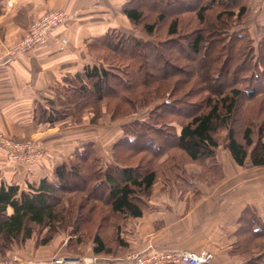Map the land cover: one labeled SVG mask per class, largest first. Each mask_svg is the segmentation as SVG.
I'll return each mask as SVG.
<instances>
[{"label":"trees","instance_id":"1","mask_svg":"<svg viewBox=\"0 0 264 264\" xmlns=\"http://www.w3.org/2000/svg\"><path fill=\"white\" fill-rule=\"evenodd\" d=\"M186 1L160 2L169 10L173 7L172 13L166 11L160 4L143 8L135 0H128L122 8V13L129 20L132 29L139 31L141 35L135 36L118 30L110 31L102 39L91 44L90 53L94 58L95 48L100 47L102 51L112 52L115 55L114 58L132 59L133 65L125 66L124 62L123 65L115 64L107 58L94 61L92 66H87L83 72L77 73L68 82L67 99L65 97L64 100L61 97L55 102L48 101L46 107L39 110L38 114L36 113L37 121L54 126L66 122L76 114L80 115L88 108L96 110L95 115L99 117L103 104H106V111L111 118L116 120L152 104L155 100L153 97L155 92L151 91L154 88L151 84H157L160 81L163 85L171 86L169 95L174 101L168 100L164 105L156 107V118L153 116L157 120L155 123L152 124L154 119L151 118V122L145 123L147 126L142 122L128 126L140 127L139 132H127L126 141L133 151L131 154L148 153L155 156L161 152L163 145L158 143L159 136L155 134L160 131L164 142L171 140L175 147L188 158L186 164H199L215 157L220 145L218 136L225 131V149L230 152L237 165L243 167L249 159L254 167L264 166V143L262 142L264 119L258 125L252 120L244 126L238 125L243 101H252L259 94H264V38L255 42L248 28L242 27V23L249 15V0H230V2L202 0L203 4L202 1L197 3L200 6L195 10L196 20L198 24L203 25L207 21L205 14L210 7L221 6V10L216 15V21L219 23L218 32L222 39L216 43L214 50H212L213 47H208L210 44L208 38L212 33L217 34V30L209 31L206 36L204 31L197 28L186 38L182 35L180 13L189 9ZM145 10L153 15V19L148 20ZM233 19L240 23L236 26L241 25L242 28L235 33H231L228 25L224 24ZM164 23L167 24L165 34L160 36L158 30ZM183 39L188 41L186 50L189 54L194 57L202 56L205 60L202 74L196 77L201 86L205 85V87L200 88L196 93L193 91L194 86L188 87L186 91L178 88L183 79L174 80L176 74L170 75L157 70L160 74L158 78L157 73L154 72L155 69L147 63L146 59L152 53L159 57V53L163 54L165 46L178 45ZM168 61V59H162L160 64L166 66ZM172 67L174 68V64ZM130 68L132 72L129 71ZM131 76L135 82L138 81L141 84L140 87L147 90L144 97V94H139L138 97L141 98L139 100L132 95L135 82H132L130 90L126 89L130 86L127 78L132 79ZM238 78L243 79L245 86L240 87L241 82ZM221 80H230V85L225 88L222 86L221 90L216 92L208 86L211 82ZM185 81L189 83V79ZM205 92L207 94L202 96L201 94ZM165 108L171 111L164 110ZM166 114L182 116L186 120L181 123L180 129L176 130L172 125L176 123L175 120L169 122L164 118ZM160 120L166 121L160 123ZM142 126L145 128L144 132H142ZM139 139L145 143L141 148L136 146ZM76 156L77 160L83 164H72L67 161L58 165L53 173L57 183L43 179L38 185H28L27 191L21 190L16 185L0 186V254L2 256L13 245L24 243L35 236L36 227L47 229V236L38 243L48 244L60 230V227H56L57 224L62 225L64 222L77 220L72 213H93L98 210L95 205L88 207L91 201L102 200L108 208V213L133 218L142 216L146 209L143 199L151 195L158 179L157 170L148 165L149 161L144 163L146 157H141L136 165H128L117 160L103 168L99 165L93 147L88 146L77 150ZM204 165L208 164L204 163ZM183 167L176 166L177 177L172 176L171 173V178L168 177V179L188 181L189 178L184 175ZM214 167V169L222 170L218 162ZM76 191H85L86 198L81 200L75 209L74 206L67 209L65 202H71V199L66 197ZM100 191L102 197L98 198ZM8 208H12L13 213H7ZM247 213H250V216L243 219V223L249 226L248 229L251 232L250 235L244 236L243 242H259L257 245L261 249L256 257L249 255L248 264H264V224L255 213L251 211ZM116 229L118 245H122L123 239L119 235L117 226ZM92 239L95 255H109L114 252L100 229L96 231ZM75 243H80L77 238Z\"/></svg>","mask_w":264,"mask_h":264},{"label":"crops","instance_id":"2","mask_svg":"<svg viewBox=\"0 0 264 264\" xmlns=\"http://www.w3.org/2000/svg\"><path fill=\"white\" fill-rule=\"evenodd\" d=\"M126 2L0 0V51L19 41L30 24L46 12L54 9L67 12L65 22L52 32L46 44L0 66V133L14 140H36L45 148V154L32 167L13 163L0 148V186L16 185L27 191L28 185L50 180L55 168L67 162L77 149V128L62 127V122L54 126L40 123L36 113L45 108L48 101L55 102L62 97L59 88L66 85V78L94 64L90 47L95 41L113 30L140 36L122 13ZM248 8L247 19L255 11L258 13L248 31L252 39L259 42L264 38V0H249ZM256 26L262 28L257 27L258 30ZM217 159L226 176L210 185L197 176L180 182H188L194 188L193 193L174 194L167 190L159 193L155 183L153 193L143 199L148 208L142 216L125 217L120 225L123 244L117 245V254L95 255L93 239L84 246L73 242L76 237L57 235L42 245L37 244L33 236L13 245L3 256L0 254V264H6L7 258L16 264L28 259L49 264L53 255L95 257L97 264H117L126 253L153 249L204 250L213 254L210 264H248L249 255L256 257L261 249L259 242H243L244 236L251 232L243 219L249 218L247 212L251 211L264 224V166L254 167L247 159L245 178L241 179L236 177L241 166L228 150L219 152ZM200 170L194 163L187 164L190 175L194 172L198 175ZM7 213H13V209L8 208Z\"/></svg>","mask_w":264,"mask_h":264},{"label":"rangeland","instance_id":"3","mask_svg":"<svg viewBox=\"0 0 264 264\" xmlns=\"http://www.w3.org/2000/svg\"><path fill=\"white\" fill-rule=\"evenodd\" d=\"M135 1L136 3H138V5H140L143 8L144 7L150 8V6H153L155 4L157 5L160 4V6L164 7L166 11H170L172 13L174 11L173 7L170 8L169 10L167 9L168 7L166 8L163 3H160V2H163L164 0H160V1L159 0L157 1L156 0H152V1L142 0L141 2L139 0H135ZM201 1L202 0H187L186 1V4L188 5L189 9L184 10L182 13H180V30H181L182 35L185 36V38L190 35L189 34L190 32H192L194 29H197V28L204 31V33H206V36L209 33V31L217 30V34L212 33L211 36H209L208 38V42L210 43L208 47H213L212 50H214V48H216V43L222 39V37L219 36V32H218L220 30V28H218L219 23L218 21H216V15L221 10V6L216 5V6H212V8L210 7V10L205 14L206 19H207L206 23L204 25L198 24L196 20L195 10L200 6L197 3H201ZM228 1L230 2V0ZM202 4H203V1H202ZM145 11L147 13L148 20L153 19V15L148 14L149 13L148 10H145ZM65 13L67 15L66 11ZM257 15L258 13H256L255 11L253 15L251 16L252 18L251 17H249L248 19L246 18L244 22L242 23L243 25L242 27L243 28H248L249 26L253 27L252 24L255 22ZM224 24L228 25V29L231 30V33L232 32L235 33V31H237L238 29H242L241 25L236 26V25H239L240 23L236 22L235 19L228 20ZM166 26L167 24L164 23L162 26L159 27L158 35L164 36ZM257 27L258 26H256V28ZM258 28L261 29L262 27L259 26ZM133 31L137 35H141L139 31H135V30ZM236 43L238 44V42ZM187 45H188V41L183 39L182 42L178 45L170 44V45L165 46V49L163 52L164 55L162 53H159V55L162 56V58L160 56L158 57L157 54L152 53L146 59H147V63L156 70V71L154 70V72L157 73L158 78L160 74L157 72V70H159V72L168 73L170 75L176 74V77L174 78V80L183 79L182 84L178 88L182 89L183 91H186L188 87L190 88L194 86L195 88L193 89V91L194 93H196L199 91L200 88L205 87V85L201 86L200 82H198V79L196 78L197 75L202 74L201 71H202L203 66L205 65V62H204L205 60H203L202 56L194 57L193 55L189 54L186 50ZM95 49L96 51L93 53L94 55L93 59L95 62L97 60L100 61V59L102 58L103 59L107 58V60H109L110 62H115V64H119V65H123V62H124L125 66L126 65L132 66L134 63L132 59H125V58H118V57L114 58L115 55L112 54V52H108L107 50L102 51L100 47H97ZM162 59L169 60L167 64H165L166 66L164 65L162 66V64H160ZM173 64H174V68L172 67ZM129 71L132 72L131 68L129 69ZM72 78L73 76L66 78V81H67V83H65L66 85L64 87L62 86L59 88V93L62 94V97L64 100H65V97L67 99V96L69 95L67 93L68 82ZM130 78L132 79L127 78L128 83H130V86L126 88L127 91L132 88L131 87L132 82H135L133 80V76H131ZM185 79H189V83L188 82L186 83ZM238 81L241 82L240 87L245 86V83L242 78H238ZM140 85L141 84L137 81L133 84V88H132V92H133L132 95H134L137 100L141 99L140 97H138L139 94L141 95L144 94L143 95L144 97L147 92V90L143 87H140ZM151 85L152 87L154 86V88H152L153 90L151 91L155 92V94H153L154 95L153 97L155 98V100L152 102V104H150L146 108L138 109L134 113L132 112V114L130 115L119 117L116 120H113L111 118V115L106 111V104H103L102 105L103 110L99 117H96L95 115L96 110L92 108H88L84 110V112H82L80 115L76 114L75 117L73 118L71 117L70 119L66 120V122H62L61 123L62 127L77 128L78 134H79V138L77 142V145L79 146L72 153L71 157H69L68 161L71 162L72 164L80 163V161L77 160L76 152L77 150L88 147V146L94 148L95 156L99 161V165H101L103 168L107 167L109 164H112L114 163V161H117V160L119 162H123L128 165H136L137 163H139L138 161L141 157L143 158L146 157L144 159V163H146V161H149L148 165L153 166L158 172V179L156 181L157 183L156 189L158 190L159 193L165 190L170 191L171 193H174V194H180L181 192L193 193L194 188L190 184H187L188 182L183 184V183H180L181 181H176V179H174L173 180L174 184H172L171 181L167 180V177L171 178L170 176L171 173H172V176L177 177L176 176L177 169L175 168L178 165H180L181 167L184 166L183 167V170L185 172L184 175L189 179L193 178L194 176H197L199 179L203 180L205 183L209 185L214 184L218 182L219 180L223 179L226 176L225 172L223 171V168L222 170L219 168L214 169L215 168L214 166L217 164V161H218L217 159L218 153L226 150L225 143H224L225 136H226L225 131L221 132L218 136L220 145L218 149L216 150L215 157L208 159L206 162H202L199 164L194 163L198 165L199 167H201L200 174L198 175H195L194 174L195 172L192 173L191 175L189 174V172L187 171V164H186L188 162V158L185 157V155L175 147L174 142H172L171 140H169L168 142H164L162 133H160V131H157L155 134L156 136L157 135L159 136L157 137L158 143L163 145L161 152H158L155 156H151L148 153L146 154L140 153L139 155L131 154V152L133 153V151L130 148L129 144H127L126 135H127V132H130V131L132 132L138 131L140 127L137 125H132L131 126L132 128H130L128 126L132 123L142 122L145 124L147 122H151V118H153V116L156 118V113H157L156 107L162 104L164 105L166 101L168 100L174 101V99L171 98V95H169L171 86H169L168 84L163 85L162 83H160V81L157 84L152 83ZM229 85H230V80H224V81L221 80L219 82H211L208 84L210 89L214 92L221 90L222 86L225 88V87H228ZM206 94L207 93L205 92L201 95L205 96ZM164 110H167L169 112L171 111L170 109H167V108H165ZM84 117H87V120H84L83 119ZM155 118H153L154 120L152 121V124L155 123V121H157ZM164 118L168 120L169 122L172 120L173 121L175 120L174 122L176 123L172 125L174 129L176 128V130L180 129L181 123L185 122L186 120L185 117H182V116L176 117V116L167 115ZM238 119H239L238 125L240 127L246 125L250 120L256 121L254 123L258 125V123H260V121L264 119V94L263 93L259 94L252 101H249V100L243 101L242 110L239 114ZM85 121L87 124H84ZM160 121H161L160 123L165 122L162 120ZM145 125L147 126V124ZM174 129L172 131L173 133L175 132ZM144 130L145 128H143L142 132H144ZM164 135H166V133ZM239 137H240V134H239ZM16 141H20V140H16ZM33 141H36V140H33ZM136 144H137L136 146L139 148L145 145V143H143V140L141 139H139ZM41 148H42V156H43L45 154V148L43 146ZM89 163H91V161ZM204 163L208 165L205 166ZM80 164H83V163H80ZM245 172H246V169H245V166H243L241 167V169H239V174H237L236 177L244 179ZM178 173H181V171H178ZM50 180L53 182H56L54 180L53 175L51 176ZM85 191L83 192L76 191V192H73L72 194H68L66 198L71 199V202L69 201L65 202L66 208L69 209V207L71 208V206H74V209H75L77 206H79L81 200H84L86 198L87 194L85 193ZM152 193H153V189H152ZM98 194H99L98 198L102 197L101 191L98 192ZM92 205L97 206L96 209L98 210H95L93 213H72L73 217L77 219L76 221L73 220L70 222L68 221L67 223L64 222L62 223V225L57 224L56 227H60V230H58L55 236L60 235L66 238L76 237L78 242L83 243L84 246H87V244L92 240L96 231L100 229L101 233L106 238L109 245L114 250L115 254H117L118 242L116 239V235H117L116 226L119 228L118 232H120L122 229V226L120 225L123 224V220L125 219V217L119 214L108 213V208L102 200L98 202L91 201L88 207H91ZM147 208H148V205L146 204V209ZM76 229H78V231H76ZM46 236H47V229H41L38 227L35 228V236L33 238H35V242L37 244L43 237H46ZM73 242L75 243L76 239L73 240Z\"/></svg>","mask_w":264,"mask_h":264},{"label":"built area","instance_id":"4","mask_svg":"<svg viewBox=\"0 0 264 264\" xmlns=\"http://www.w3.org/2000/svg\"><path fill=\"white\" fill-rule=\"evenodd\" d=\"M67 15L65 11L54 9L35 19L22 38L14 44L5 46L0 51V66L13 61L20 54L26 53L37 46L46 44L52 37V32L61 26ZM42 146L36 141H16L0 133V148L15 164L32 167L42 156ZM213 254L208 251L194 252L186 249L160 250L145 252L132 251L126 253L117 264H210ZM6 264H16L13 259H7ZM23 264H39L34 259L25 260ZM49 264H97L95 257L69 258L53 255Z\"/></svg>","mask_w":264,"mask_h":264}]
</instances>
